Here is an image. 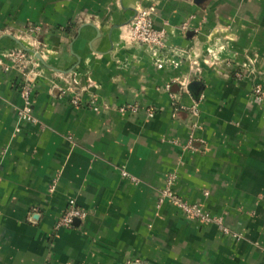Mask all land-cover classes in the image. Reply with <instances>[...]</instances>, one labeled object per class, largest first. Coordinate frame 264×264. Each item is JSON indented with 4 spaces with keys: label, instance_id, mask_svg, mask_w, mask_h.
I'll use <instances>...</instances> for the list:
<instances>
[{
    "label": "crops",
    "instance_id": "1",
    "mask_svg": "<svg viewBox=\"0 0 264 264\" xmlns=\"http://www.w3.org/2000/svg\"><path fill=\"white\" fill-rule=\"evenodd\" d=\"M138 7L167 32L162 66L130 41ZM18 48L35 54L36 122L19 119L21 76L4 68ZM257 84L264 0H0V264H264ZM192 134L202 152L184 147ZM172 172L181 196L243 238L159 205ZM70 199L88 216L57 229Z\"/></svg>",
    "mask_w": 264,
    "mask_h": 264
},
{
    "label": "built area",
    "instance_id": "2",
    "mask_svg": "<svg viewBox=\"0 0 264 264\" xmlns=\"http://www.w3.org/2000/svg\"><path fill=\"white\" fill-rule=\"evenodd\" d=\"M156 9L154 7H138L131 22L128 24V34L130 41L136 45H144L151 54L153 60L160 66L168 60V55L163 53L166 48L167 32L163 28H159L155 23ZM187 24L183 26L186 28ZM28 32L31 36L37 35L41 31L40 25L30 26ZM210 51V49H209ZM10 60V65H4L6 71L14 69L19 72L21 82L19 93L22 99V105L18 108L19 119L24 122H36L37 119L33 114V98L32 93L35 87L34 72L30 69V64L33 63L35 54H29L25 49L18 48L10 50L7 54ZM208 63V60H205ZM195 65H199L198 61H193ZM245 69V66H244ZM237 78H243V70L235 71ZM182 86L188 90L187 84L182 83ZM253 97L258 102L264 101V89L260 84L253 87ZM74 105H81L79 97L72 98ZM89 105L94 110H99L100 105L96 98H93ZM138 106L136 104H124L119 110L121 112L131 111L137 112ZM182 109L178 104L174 105V115ZM193 117L200 114L199 106L195 105L189 108ZM148 115L154 116V110L148 108ZM199 142V143H198ZM202 139H198L194 134L190 135L184 147L192 152H202L204 150ZM123 176L130 178L132 181L137 179L128 172L124 171ZM177 176L174 172L168 173L164 179V186L160 189L158 196V204L168 201L176 206L183 215L188 219L198 220L202 223H214L218 225L219 229L225 233L234 236L237 240L243 238V234L233 232L225 223L222 217L213 216L199 203H192L181 196L175 189V182ZM88 216V211L77 205L75 199H70L67 208L57 217L55 228H72L77 221H82ZM130 264V263H127Z\"/></svg>",
    "mask_w": 264,
    "mask_h": 264
},
{
    "label": "water",
    "instance_id": "3",
    "mask_svg": "<svg viewBox=\"0 0 264 264\" xmlns=\"http://www.w3.org/2000/svg\"><path fill=\"white\" fill-rule=\"evenodd\" d=\"M190 88L193 89L192 86H190L189 89H190ZM197 90H198V89H197ZM192 91H193L194 93L196 92L195 90H192Z\"/></svg>",
    "mask_w": 264,
    "mask_h": 264
}]
</instances>
